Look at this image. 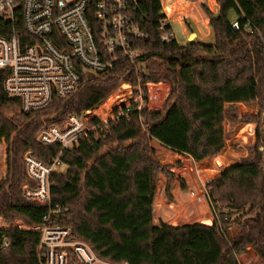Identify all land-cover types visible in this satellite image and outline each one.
Segmentation results:
<instances>
[{"label": "trees", "instance_id": "1", "mask_svg": "<svg viewBox=\"0 0 264 264\" xmlns=\"http://www.w3.org/2000/svg\"><path fill=\"white\" fill-rule=\"evenodd\" d=\"M193 1H202L198 9L213 28V43L180 44L176 38L163 42L164 1L139 0L136 18L149 35L139 44L144 80L167 81L164 106L101 125L64 152L61 160L69 167L52 176L50 204L22 195L23 154L31 150L50 163L60 153L59 145L40 143L38 131L46 123L61 125L72 114L82 115L121 83L136 80V73L123 62L114 72L85 82L71 100H56L36 113L23 112L21 102L8 97L0 76V215L35 227L51 209H59L53 214L59 224L71 227L76 238L115 264H264V0H216L218 12L203 0ZM231 11L238 16V30L229 18ZM251 103H258L260 112L239 116L229 108ZM245 121H260L254 157L230 163L226 126ZM224 154L227 164L217 160ZM183 156L202 171L213 226L154 224L160 174L167 178L169 197L173 181L187 188L185 179L172 171L182 166ZM232 225L239 227L235 237L230 235ZM39 241L34 230L0 228V264H41Z\"/></svg>", "mask_w": 264, "mask_h": 264}, {"label": "built area", "instance_id": "2", "mask_svg": "<svg viewBox=\"0 0 264 264\" xmlns=\"http://www.w3.org/2000/svg\"><path fill=\"white\" fill-rule=\"evenodd\" d=\"M139 6V0H0V76L5 93L21 102L23 112L36 113L56 100L69 101L85 82L114 72L123 62L130 64L137 78L121 83L82 115L40 128L38 141L59 145L60 153L50 163L37 159L31 150L23 154L26 200L50 204L52 176L69 167L61 160L64 152L89 139L101 125L107 127L135 111H151L157 93L159 103L169 94L167 82L144 80V50L139 44L149 35L136 18ZM167 26V20L160 22L163 42L175 38ZM233 28L239 29L238 20ZM59 212L51 209L38 226L21 227L40 233L41 264H115L74 237L70 227L59 224L53 216Z\"/></svg>", "mask_w": 264, "mask_h": 264}, {"label": "rangeland", "instance_id": "3", "mask_svg": "<svg viewBox=\"0 0 264 264\" xmlns=\"http://www.w3.org/2000/svg\"><path fill=\"white\" fill-rule=\"evenodd\" d=\"M163 1L165 7H167L168 9L169 23L175 33L176 39L181 44H188L194 41H199L208 44L214 42V36L211 37L210 39L202 37V28L203 25L205 24L204 17L198 14L195 10L187 11L180 3H178L177 0H163ZM234 17L235 16L232 14V19ZM157 95L158 97L156 99H154V95L152 96V98L154 99L153 106L156 109L162 106L161 105L162 101L161 103H159L160 102L159 96L161 95L160 92L157 93ZM229 108L233 114H238L239 116H241L243 114H255L257 111L260 112L261 107L259 106L258 103L255 104L251 103L244 105H230ZM261 115L264 118V110L262 111ZM259 123L260 121L258 122L245 121L242 124H238V123L232 124L228 122L226 126L227 139H228L227 156L230 155V157L227 158H229L230 163L239 162L242 158L254 157V146L256 143V137H255L256 128H257V124L259 125ZM254 130L255 133H253ZM260 130H261V134L264 135L263 123H260ZM260 148L264 151V146H261ZM219 162L221 161L219 160ZM225 168L226 167L221 169V171L225 170ZM172 171L176 172L173 169ZM63 172H65V169H63ZM182 177L185 179L188 185V189L184 192L187 193L189 197L193 198V200L189 204L190 208H187L185 211L182 212L178 210V213L176 211L175 212L171 211V214L168 215V219H167L169 224L172 226H181L185 224L202 223L213 226L214 219L204 217L203 214L197 213L198 212L197 202L201 203L208 201L210 210L212 211V215H214L211 203L209 201L210 194H205L206 189L200 185L195 170L193 169L191 176L184 175ZM5 226H8V228L10 226H18L20 228L28 227L24 224V222L21 219H15V221L11 223L8 220H6L2 215H0V228H3ZM238 233H239V227L236 225H232V228H230V235L235 237L237 236Z\"/></svg>", "mask_w": 264, "mask_h": 264}, {"label": "crops", "instance_id": "4", "mask_svg": "<svg viewBox=\"0 0 264 264\" xmlns=\"http://www.w3.org/2000/svg\"><path fill=\"white\" fill-rule=\"evenodd\" d=\"M177 1L187 11L195 10L198 14H200L202 17H204V23L205 24L203 25V28H202V37L203 38L210 39L211 37L214 36L213 28L210 25L208 19L198 9V6H200L202 1H199V2H195L193 0H177ZM203 1L208 4V6L210 7V9H212L213 12H218V5L216 3V0H203ZM166 9H167V7H166ZM232 14L235 16L233 19H232ZM166 16L167 17H166L165 20H167L168 25L170 26L172 32L174 33V31H173V29H172V27H171V25L169 23V20H168V9H167ZM229 18H230V20L232 22H235L238 19V16L235 13V11H231L229 13ZM174 36H175V33H174ZM167 96L163 99L164 101L162 102V104H161L162 106L160 108H158V109L153 108L151 111L161 110L163 108V106H164V103H165V100H166ZM242 105H244V104H242ZM225 157H226V155L224 154L222 156H219L217 158V160L218 161L220 160L221 162H225V164H227L228 161L225 160ZM182 162H183V164H182L181 167L173 168V170L176 171L181 176H184V175L191 176L192 175V171L194 169L196 174H197L198 181H199L200 185L202 187H204L203 175H202L201 169H199V166L197 164L193 163L191 158L187 157V156H183L182 157ZM67 169L65 170V172L67 171ZM65 172H63V173H65ZM161 177L164 178L163 181H162V183H163V191L161 192L160 197L158 198V196H157V193H158V182L161 179ZM159 180L157 182V191H156V194H155L154 204H153V219H154V224L155 225H160L161 223H168L169 224L167 219H168V215L171 214V211L172 212L176 211L178 213V210H179V211L183 212L187 208H190L189 204L193 200V198L189 197L188 194L184 192V191H186L188 189V185H187L186 189H183L180 181H177V180L173 181L172 184H171V189H170L171 197H169L167 195V193H166L167 178L163 174H160ZM176 207H178L179 209L176 208ZM197 211H198L197 213L203 214L204 217L214 219V215H212V211L210 210V206L208 204V201L201 202V203L197 202ZM3 228H8V226H5Z\"/></svg>", "mask_w": 264, "mask_h": 264}]
</instances>
